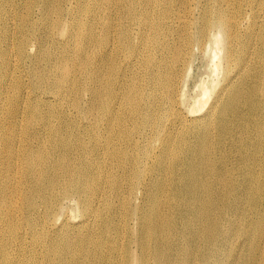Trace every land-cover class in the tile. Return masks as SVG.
<instances>
[{"label": "bare ground", "instance_id": "6f19581e", "mask_svg": "<svg viewBox=\"0 0 264 264\" xmlns=\"http://www.w3.org/2000/svg\"><path fill=\"white\" fill-rule=\"evenodd\" d=\"M41 1L0 29V264H264V0H70L115 17L30 60Z\"/></svg>", "mask_w": 264, "mask_h": 264}, {"label": "rangeland", "instance_id": "374dc122", "mask_svg": "<svg viewBox=\"0 0 264 264\" xmlns=\"http://www.w3.org/2000/svg\"><path fill=\"white\" fill-rule=\"evenodd\" d=\"M26 0H0V2H8L5 5V12L7 13V18L5 19H0V29L7 31V33H11L15 29V21H16V16L19 12L24 11V3ZM33 3L32 6V11L36 12L37 14L39 13V10L44 9V5L41 0H28ZM70 1V0H67ZM75 1H70L67 2L63 8L64 11L61 13V19L63 23L65 24H59V22L56 21L58 18V12L56 9H51L47 16L40 21V18H36V20L39 21V24H27L25 25L24 29L27 30L28 34H31L32 39L38 40L37 43L34 46L29 47V51L27 52L28 55L30 56H41V52L45 48L49 49H57L58 46L60 45L58 43V39L61 36V34L67 32L69 30L70 25L72 24L73 21L75 20H92L95 22L97 26V31H100L101 28L98 26L100 22H107L110 23L114 17H115V10L113 9L112 6L105 8V10L100 11L98 14H93L90 11H84L83 9L77 10L75 8ZM114 4V3H112ZM115 5V4H114ZM67 6L71 7V10L74 15L72 17V14L69 13L67 10ZM38 15L37 17H39ZM113 29V28H112ZM114 30V29H113ZM110 35V34H109ZM18 39L19 36H8L1 42V45L7 49V57L5 61L7 62L8 60H12L11 63H9L8 71L10 72L9 77L6 79L8 83H13L15 82V78L18 77L21 82H24L27 85L31 84V79L27 75V72L25 73V70L22 66H18L19 63L16 61V56H17V44H18ZM67 49L69 52H72L73 50L67 46ZM30 56V60L31 57ZM0 62H2V59L0 58ZM46 61L41 58L38 62L39 66H44ZM117 63L121 64L120 59L117 58ZM195 65H199L198 60L195 61ZM77 73H81L78 70H75L73 72V76ZM135 73V71L132 70L131 74ZM78 77H81L80 75L77 74ZM110 77L106 74H101L99 77V80L102 82V85L107 81H110ZM84 83L89 86L91 82H94L90 78L85 77L84 78ZM23 89H25L23 87ZM193 93V92H192ZM59 95L66 101L68 99H71L72 95L70 93H67L65 91H60ZM80 95L82 97V104L84 106L85 101L88 103L90 96L92 95L90 91H87L83 93L80 92ZM116 97H118L116 95ZM115 98V97H114ZM73 106V105H71ZM71 106H68L65 110V116L66 118H75L80 130H83V126L85 124H88L89 127H92L94 122L99 119L103 113L102 108L100 107L98 110V104H95L94 110L91 113L84 114L83 112L76 110L75 112H70ZM118 108H115L117 110ZM102 112V113H101ZM70 113V114H69ZM4 115L0 113V119H3ZM110 122L113 121V119L108 118ZM103 122L100 121L98 123V127L100 126V123ZM125 122L128 124L130 121L125 120ZM82 124V125H81Z\"/></svg>", "mask_w": 264, "mask_h": 264}]
</instances>
